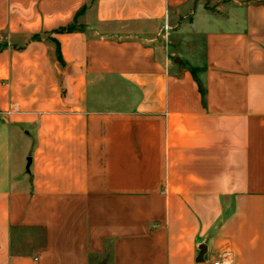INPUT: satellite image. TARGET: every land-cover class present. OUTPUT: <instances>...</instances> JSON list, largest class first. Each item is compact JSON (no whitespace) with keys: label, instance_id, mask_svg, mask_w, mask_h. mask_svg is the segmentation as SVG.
Here are the masks:
<instances>
[{"label":"crops","instance_id":"0c3cea01","mask_svg":"<svg viewBox=\"0 0 264 264\" xmlns=\"http://www.w3.org/2000/svg\"><path fill=\"white\" fill-rule=\"evenodd\" d=\"M0 33V264H264V0H0Z\"/></svg>","mask_w":264,"mask_h":264},{"label":"built area","instance_id":"2783aa9c","mask_svg":"<svg viewBox=\"0 0 264 264\" xmlns=\"http://www.w3.org/2000/svg\"><path fill=\"white\" fill-rule=\"evenodd\" d=\"M211 264H233V252L231 250L224 251L219 257L213 259Z\"/></svg>","mask_w":264,"mask_h":264},{"label":"trees","instance_id":"16d2710c","mask_svg":"<svg viewBox=\"0 0 264 264\" xmlns=\"http://www.w3.org/2000/svg\"><path fill=\"white\" fill-rule=\"evenodd\" d=\"M77 29V23H73L72 25L65 27V28H61L60 31H68V32H72L74 30Z\"/></svg>","mask_w":264,"mask_h":264},{"label":"rangeland","instance_id":"374dc122","mask_svg":"<svg viewBox=\"0 0 264 264\" xmlns=\"http://www.w3.org/2000/svg\"><path fill=\"white\" fill-rule=\"evenodd\" d=\"M207 3L209 4L210 1H208ZM5 40H6L5 34L4 33H0V44L4 43ZM2 84H5V81H2Z\"/></svg>","mask_w":264,"mask_h":264},{"label":"water","instance_id":"95a60500","mask_svg":"<svg viewBox=\"0 0 264 264\" xmlns=\"http://www.w3.org/2000/svg\"><path fill=\"white\" fill-rule=\"evenodd\" d=\"M29 161H30V159H29Z\"/></svg>","mask_w":264,"mask_h":264}]
</instances>
